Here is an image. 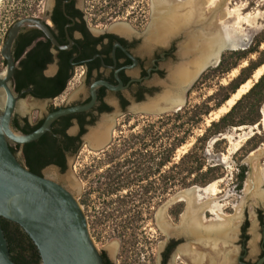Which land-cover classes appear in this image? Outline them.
Listing matches in <instances>:
<instances>
[{
    "label": "rangeland",
    "instance_id": "rangeland-1",
    "mask_svg": "<svg viewBox=\"0 0 264 264\" xmlns=\"http://www.w3.org/2000/svg\"><path fill=\"white\" fill-rule=\"evenodd\" d=\"M16 1L0 0V71L6 66L1 56V48L4 43L6 29L16 16ZM213 2H219V6L213 5L214 3L212 4V2L208 3L206 11L203 12L204 19L199 20L197 23H191L187 27L184 26V28H181L180 31L170 37L174 38L178 46H183L190 40L189 37L203 32L212 20L218 19L219 10L225 8L229 12L227 19L233 20L235 18V28L242 27L249 37V42L243 49L247 50L251 46L253 38L263 27L264 0H214ZM151 4V0H91L86 7L88 8L87 12L91 14L90 17L96 14L104 17L105 23L129 27L140 33L144 40L149 37L147 30L152 22ZM212 5L215 7L213 8ZM199 24L201 25L200 27L198 26ZM243 50L224 51L221 59L224 56L228 65L235 63L237 66L232 67L228 71L223 69L213 70L214 68L204 70L195 80L188 92L184 105L179 110H171L154 115L132 113L126 116H119L116 124L112 126L113 132L106 147L100 151H93L87 145L82 146L78 154L70 159L72 160V175L78 183L76 189L65 179L67 170L58 172L53 167H47L43 170L44 177L58 182L73 192L81 209L83 208L86 212L88 232L95 247L99 251L102 249L107 250L114 260H118L116 264H157L161 249L159 241L167 238V235L158 226L157 219L159 216H157V212L161 211L160 217L165 223L179 226L182 214L186 209V203L183 201H170L173 196L191 186L203 187L213 181H217L216 197L220 198L218 199L219 203L223 204L222 209L229 219L228 226H230L231 230H228L229 232L227 231L225 235L223 233L221 235L220 233H212L213 235H208L209 237L204 232V235L202 234L203 239H200V242L199 240L191 239L188 241L189 245H194L198 251L209 254L214 248V251L234 249L232 242L227 240H232L235 237L239 221L245 216L248 221V243L254 241V245H248V248H256L255 241L259 237V230L255 220V210L258 207L264 209V184H258L254 181L255 178L253 181L251 179L257 175L255 173L256 170L259 171L260 167L264 166V100L257 110L250 106L252 100L248 99L243 101L234 111V117L258 118V121L253 124L255 129L252 135H249V127L253 126L251 124L228 125L218 133H214L206 139L203 138L197 143V146L201 148V171L190 173L186 169L179 171L181 168L187 167L188 169L190 166L196 165L195 162L189 163L186 161L177 170L167 172V169L172 164L178 163L179 159L193 148L196 141L203 137L213 121H218L222 115L226 114L225 112L218 119H211L214 112L217 111V105L220 104L221 106L223 104L222 100L228 95L229 84L233 80L234 84L243 79L248 74V71H242V69L248 65L249 60L256 62L258 58L256 54H249L246 59L238 60V55L232 53ZM196 57V55H191L187 63H191ZM254 72L247 79L250 82V87L256 83L254 81ZM77 89V83L69 85L63 97L67 95L71 97ZM61 99L62 97L57 101ZM50 104L48 101H36L30 97H25L18 100L15 112L20 116H28L33 123L45 116ZM177 113L179 116H176ZM209 120L211 121L208 122ZM240 126L245 127L238 129ZM220 133H228L231 135V139L229 137L228 139L218 137L210 145L211 138ZM180 141L182 143L175 149L171 163L161 167L160 162L164 148L169 143ZM233 143L237 145L238 149L229 155L228 159L222 161L221 157L228 155L229 148ZM251 152L252 155L258 152L262 155L247 162L246 158ZM208 167H214V170L210 171L207 177L216 175L217 178L206 184L194 183L193 180L199 178ZM241 167H244V171L243 180L240 182L238 174L241 172ZM146 169L148 170V175H143V171ZM108 179L115 181L118 198L121 195L125 196L128 193L127 188L131 185H139L140 187L148 185L150 187V197H153V199H150V216L145 219L144 223L140 225L120 224L119 221L114 219L111 222V217L106 220V223L103 222L101 225H96L92 222L93 220L90 216H97L94 212H100L102 209L98 203L102 202L97 200L99 194L96 193L99 192V184L95 186V182L108 183ZM137 179H139V183L136 182ZM247 180H250V188L249 191L244 192V183ZM163 186L164 198L162 199L161 187ZM89 188H91L92 194L90 203L88 207H83V191ZM133 189H136V187ZM256 191L261 193L260 197L255 195ZM101 193L104 192L102 191ZM109 193L115 194L114 191ZM105 196L110 202L116 200L114 196H107L106 194ZM100 197L102 198V196ZM152 206L155 208L152 209ZM112 207L114 206H109V209H112ZM106 211L110 213V210ZM205 216V222L213 217L209 211L205 213ZM115 225H118L119 228ZM203 230L205 231V229ZM177 255L180 258L176 260ZM170 262L172 264H190L180 251H175L172 254Z\"/></svg>",
    "mask_w": 264,
    "mask_h": 264
},
{
    "label": "flooded vegetation",
    "instance_id": "flooded-vegetation-1",
    "mask_svg": "<svg viewBox=\"0 0 264 264\" xmlns=\"http://www.w3.org/2000/svg\"><path fill=\"white\" fill-rule=\"evenodd\" d=\"M90 1L17 0L15 4L16 16L5 32L4 42L13 23L26 18H34L40 21L50 33L49 35L38 23L23 22L12 45L15 69H19V62L26 59V66L30 71L28 78L46 87L49 92L57 88L64 77H68L64 89L52 97L38 98L31 95L33 89L31 84L22 88L18 93L14 91L17 95L21 94L22 98L30 97L36 101L50 102L45 116L57 108L88 103L91 100L90 89L94 83L106 82L117 88L113 90L103 84H98L95 87V103L89 110L60 116L53 121L51 129L59 130V133L53 132V136L62 147L61 154L65 168L61 170L54 164H48L41 170V176H44L43 170L47 167H53L58 172L66 171L68 161L89 142L87 138L89 129L98 131L97 141L108 139L106 147L111 139L112 126L116 124L119 116L139 113L152 104L162 102V97H167L170 103L178 101L183 95L186 99L195 82L194 80L186 90L188 81L175 84L171 78L173 72H176L175 70H179V74L183 76L186 74V69H192V64L187 63L191 55L180 54L181 47L176 44L174 38L170 37L164 42L151 38L143 40L140 33L129 27H126L124 31H119L114 27V24L105 23L104 17L96 14L90 17L91 14L87 12L88 8L86 7ZM73 83H77V91L71 97L68 95L63 97L68 86ZM60 97L62 99L57 101ZM45 116L32 123L28 116H20L15 112L12 123L15 118L20 123H23L24 118H28L29 122L34 124L43 120ZM65 142L68 143V148H64ZM11 145H15V143L9 141V146ZM143 175H148L147 169L143 171ZM108 181L103 184L101 181L95 182V186L99 184V192L96 193L99 194L97 200H101L102 203H98L102 209L100 212H94L97 216H90L92 222L101 225L111 217V222L114 219L120 224L140 225L144 223L145 219L150 216V199H153L150 197V187L148 185L143 187L131 185L127 188L128 193L118 198L115 181L113 179H108ZM136 182L139 183V179ZM135 187L136 189H133ZM90 189L83 191V207H88L90 203L92 195ZM120 189L122 188L120 187ZM102 191L104 193H101ZM111 191H114L115 194L109 193ZM161 191L163 199L164 186L161 187ZM105 194L114 196L116 200L108 201ZM109 206L114 207L109 209ZM154 208L152 206V209ZM106 210H110V213ZM82 211L88 223L83 208ZM157 216H161V211L157 212ZM186 219L188 220V217ZM255 220L259 237L255 241L256 248L254 249L248 248V245H254V241L248 243V221L243 216L235 231V237L232 240H227L232 242L234 249L214 251V248L211 250V254L196 249L199 255L196 252L195 255H192L189 250L194 245H188V231L182 228L176 235L159 241L161 249L157 264H172L170 258L175 251H180L190 264H256L264 258L263 208L258 207L255 210ZM115 226L119 228L118 225ZM17 227L21 228L10 222L8 231H15ZM190 232L193 239L197 240L198 237L193 236L192 231ZM24 233L27 234L25 231ZM26 237L29 246H33L38 264H41L36 246L28 234ZM202 243L204 244L203 241ZM99 252L103 263L116 264L118 261L114 260L105 249ZM178 258L180 256L177 255L176 260ZM261 264H264V260Z\"/></svg>",
    "mask_w": 264,
    "mask_h": 264
},
{
    "label": "water",
    "instance_id": "water-1",
    "mask_svg": "<svg viewBox=\"0 0 264 264\" xmlns=\"http://www.w3.org/2000/svg\"><path fill=\"white\" fill-rule=\"evenodd\" d=\"M27 21L38 23L50 35L40 21L34 18H26L13 23L1 48V56L6 62V75L0 77V92L5 93V102L2 109L0 108V217L19 225L28 234L39 252L41 264H104L99 250L89 235L86 217L73 192L54 180L29 171L13 154L9 141L19 145L34 142L50 131L53 121L58 117L89 110L95 103V87L98 84H103L113 90L117 88L106 82L94 83L90 89L91 100L88 103L53 110L45 116L37 129L28 134L15 130L12 125V117L16 111V104L22 97L21 94H15L11 87V79L16 67L12 55V45L19 27ZM245 47L246 45H243L238 48L233 47L230 43H224L217 52V56H214L197 73L192 82L187 85L186 90L204 70L218 66L224 51L243 50ZM199 54L200 51H196V56ZM182 97V105H184L185 96ZM169 102L167 97H162V102L152 104L139 113L154 115L171 111L167 110ZM235 103L236 101L233 104ZM182 105L175 110H179ZM97 132L96 129H89L87 132L89 139L87 146L93 151L102 150L108 141V139L97 141ZM260 155H262L260 152L249 155L246 161L250 162ZM65 179L74 189L78 187V183L72 175V160L68 161ZM196 187L191 186L189 188L195 189ZM13 200L22 202V208L18 212L8 206ZM186 218L181 219L179 226L165 223L161 217H158L157 222L160 230L168 238L176 235L185 226L184 223L188 222ZM200 229L203 231V228ZM187 236L188 240L193 239L189 232H187ZM200 239L197 240L200 242ZM263 260L264 258L260 259L256 264H261ZM0 264H16L9 253L8 241L1 225Z\"/></svg>",
    "mask_w": 264,
    "mask_h": 264
},
{
    "label": "bare ground",
    "instance_id": "bare-ground-1",
    "mask_svg": "<svg viewBox=\"0 0 264 264\" xmlns=\"http://www.w3.org/2000/svg\"><path fill=\"white\" fill-rule=\"evenodd\" d=\"M152 1V22L147 30L148 38H151L155 41L164 42L170 36L180 31L181 28L187 27L191 23L198 22L201 19H204V13L206 11V6L208 3L213 5H218L217 2H213L214 0H151ZM212 7L214 8L215 6ZM219 6V5H218ZM211 7V8H212ZM211 11L210 8H208ZM214 10V9H213ZM220 15L216 20H212L211 23L207 26L203 32L189 37L190 40L187 41L186 44L181 46L180 54H190L196 55V51H200V54L191 62L192 69H186L185 75H180L179 70H175L173 72L172 79L175 84L180 82H187L190 84L194 77L200 72L208 62L217 56V52L221 49V46L224 43H230L233 47H242L243 45H247L249 42V37L244 32L242 27H236L234 19H227L229 12L225 10H219ZM119 31L126 30V27L123 25L117 24L114 26ZM189 34V33H188ZM264 64L257 68L254 72V81H256L260 75L263 73ZM6 75V67L0 71V77H4ZM189 79V80H188ZM172 80V81H173ZM178 86V85H176ZM250 88V82L247 80L243 83L239 89L231 95L229 99H227L218 109L214 112L212 120L218 119L221 114L227 112L229 108L233 105V103L248 89ZM183 97L178 99V101H174L172 103H166L167 110H175L178 109L183 103ZM5 102V93L0 92V108L2 109ZM209 120L208 122H210ZM245 126H240L238 129L244 128ZM254 126L249 127V135H252ZM218 137L231 139V135L228 133H220L211 138L210 145L215 142ZM238 149L236 144H232L229 148L228 155H224L221 157L222 161L229 158V155L233 154ZM252 155V152L249 154ZM248 155V156H249ZM247 159V158H246ZM257 175H255L251 181H256L258 184H264V166H261L259 171L256 170ZM220 181V180H219ZM216 183L217 181H213L208 183L203 187H196L195 189L187 188L176 195L173 196V201L183 200L186 203V212L182 216L188 217V222H185V226L183 227L189 233L192 231L193 236H197L202 239V233L208 236L212 233H223L224 235L227 231L231 230L229 224V219L226 214L223 212V204L219 203L220 198H217L216 194ZM254 183V182H253ZM253 186V185H252ZM250 188V180L245 181L244 183V192L249 191ZM255 195L260 197L261 193L256 191ZM8 206L14 211L18 212L22 208V202L20 200H13ZM209 211L213 217L210 220L206 221L205 212ZM183 223V222H182ZM205 229V231H201L200 227ZM188 228V229H187ZM190 230V231H189ZM228 231V232H229ZM204 235V234H203ZM215 235V234H214ZM219 235V234H217ZM195 236V237H196ZM206 237V236H205ZM204 237V238H205ZM209 237V236H208ZM214 242V241H213ZM213 246V245H212ZM190 254H194L196 252L195 246H191L189 250ZM197 253V252H196ZM195 255V254H194ZM197 255H199L197 253Z\"/></svg>",
    "mask_w": 264,
    "mask_h": 264
},
{
    "label": "trees",
    "instance_id": "trees-1",
    "mask_svg": "<svg viewBox=\"0 0 264 264\" xmlns=\"http://www.w3.org/2000/svg\"><path fill=\"white\" fill-rule=\"evenodd\" d=\"M238 55V60L246 59L249 54H256L258 56L256 62L249 60L248 65L242 69V71H248V74L241 79L240 81L233 84L234 80L229 84L228 95L224 97L222 103H224L227 99H229L233 93H235L239 86L245 83V81L249 78L253 71H255L259 66L264 64V20H263V27L261 31L253 38L251 46L247 50H243L241 52H232ZM30 55V54H29ZM16 58V56L14 55ZM237 66V64L228 65L226 63L224 56L218 66L213 70L223 69L224 71H228L232 67ZM30 71L26 66V59L19 62V69H15L13 77L11 79V87L13 90L18 93L22 88L31 84L33 86L31 95L43 98V97H52L61 90L64 89L67 78L64 77L57 88L53 89V91L49 92L46 87L41 86L39 83L33 82L32 79L28 78ZM57 81V80H56ZM230 96V97H229ZM248 99H251L250 106L252 108L258 109L259 105L264 100V73L258 78L257 82L250 87V89L243 94L237 102L231 107V109L224 115H222L218 121H213L209 128L205 131L203 137L199 138L196 143L194 144L193 148L184 154L178 163L172 164L168 169L167 172H172L177 170L181 165H183L186 161L189 163L195 162L196 165L190 166L188 169L187 167L181 168V170H188L187 172L193 171H201L202 164L200 163V147L197 146V143L201 141L203 138L206 139L210 135L214 133H218L224 127L231 125V126H239L244 124H255L258 121L256 119H247L245 116L241 117H234V111L238 106ZM220 107V104L217 105ZM217 108V109H218ZM200 115V113H198ZM176 116H179L177 113ZM43 120H39L34 124L29 122L28 118L23 119V123H20L17 118L13 120V128L23 134H28L35 129H37ZM254 126V125H253ZM213 130V131H212ZM53 132L59 133V130H53L46 132L42 135L38 140L34 142H30L24 145H11L10 149L15 154L19 161L25 166L29 171L40 175L41 170L48 164H54L58 166L61 170H64V159L61 154L62 147L56 141L53 136ZM182 143V141L177 143H169L163 151L162 159L160 162V166L164 167L171 163V159L173 157L175 149ZM64 148H68V143L65 142ZM214 167H208L206 171L200 175L199 178L194 179L193 182H199L200 184H206L214 179H216V175L208 176V173ZM243 171L244 167H241V172L238 174L239 181L243 180ZM172 184V183H171ZM207 185V184H206ZM205 186V185H204ZM10 221L0 217V225L4 231V235L8 241V248L9 253L11 255L12 260L16 264H38L36 260L35 252H33V246H29L27 242V234L24 231L17 227L15 231H8ZM26 237V238H25ZM106 264V263H104Z\"/></svg>",
    "mask_w": 264,
    "mask_h": 264
}]
</instances>
